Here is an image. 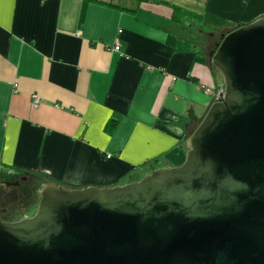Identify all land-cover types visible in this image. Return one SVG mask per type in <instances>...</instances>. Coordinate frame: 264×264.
Returning a JSON list of instances; mask_svg holds the SVG:
<instances>
[{
    "label": "crops",
    "instance_id": "1",
    "mask_svg": "<svg viewBox=\"0 0 264 264\" xmlns=\"http://www.w3.org/2000/svg\"><path fill=\"white\" fill-rule=\"evenodd\" d=\"M261 18L264 0H0V181L112 188L180 166L224 87L213 32Z\"/></svg>",
    "mask_w": 264,
    "mask_h": 264
},
{
    "label": "water",
    "instance_id": "2",
    "mask_svg": "<svg viewBox=\"0 0 264 264\" xmlns=\"http://www.w3.org/2000/svg\"><path fill=\"white\" fill-rule=\"evenodd\" d=\"M210 62L223 98L181 166L112 188L43 182L32 216L0 208V264H264V18L223 34Z\"/></svg>",
    "mask_w": 264,
    "mask_h": 264
},
{
    "label": "flooded vegetation",
    "instance_id": "3",
    "mask_svg": "<svg viewBox=\"0 0 264 264\" xmlns=\"http://www.w3.org/2000/svg\"><path fill=\"white\" fill-rule=\"evenodd\" d=\"M36 180V176L23 174L17 176L12 181H0V208H6L8 210V212L1 217L2 221L14 222L10 220V218L13 217L11 215L18 216L24 211L26 202L32 201V198L35 200L37 199V196H35L37 187ZM37 203H34V210L31 216L34 214Z\"/></svg>",
    "mask_w": 264,
    "mask_h": 264
},
{
    "label": "trees",
    "instance_id": "4",
    "mask_svg": "<svg viewBox=\"0 0 264 264\" xmlns=\"http://www.w3.org/2000/svg\"><path fill=\"white\" fill-rule=\"evenodd\" d=\"M134 1H138V2H140V1H142V0H134ZM216 49V48H215ZM214 48H213V50L212 51H214L215 50ZM215 68V67H214ZM216 69V68H215ZM216 72L217 73H219V75L222 77V79H223V76H222V73L218 70V69H216ZM223 81H224V79H223ZM36 183H37V187H36V191H35V196H37V199L35 200V199H33L32 198V201L30 200V201H28V202H26L25 203V205H24V211H22V213L21 214H19L18 216L17 215H11V216H13V217H11L10 218V220L12 221H16V220H19V219H22V218H24V217H27V216H29V213L31 214L32 213V211L34 210V203H37L38 202V199H39V189H40V187H41V185L43 184V182H45L43 179H41V178H37L36 177ZM15 213V212H14Z\"/></svg>",
    "mask_w": 264,
    "mask_h": 264
},
{
    "label": "built area",
    "instance_id": "5",
    "mask_svg": "<svg viewBox=\"0 0 264 264\" xmlns=\"http://www.w3.org/2000/svg\"><path fill=\"white\" fill-rule=\"evenodd\" d=\"M119 50H120V47L119 46H116L115 47V51H119ZM205 91L208 94H211L214 97V102H218V101L222 100V98H223L224 87L221 88L218 91H212L211 89H205ZM220 94H222V96ZM40 104H41V99L38 96L34 95L32 97V106L33 107H38Z\"/></svg>",
    "mask_w": 264,
    "mask_h": 264
},
{
    "label": "rangeland",
    "instance_id": "6",
    "mask_svg": "<svg viewBox=\"0 0 264 264\" xmlns=\"http://www.w3.org/2000/svg\"><path fill=\"white\" fill-rule=\"evenodd\" d=\"M223 32H224V31H220L219 33H217V32H213V33L216 34V37H215L214 39H212V42H213L212 44L214 45V49L216 48V45L220 42L222 35L225 34V33H227V32H224V33H223ZM209 39H210V38H209ZM186 157H187V156H186ZM185 160H186V158H185ZM184 162H185V161H184ZM184 162H183V163H184ZM183 163H182V164H183ZM182 164H181V165H182ZM181 165H180V166H181ZM177 167H179V166H177ZM174 168H176V167H174ZM151 173H152V172H151ZM138 175H140V176L138 177V178L140 179V181H141L144 177L147 176V175H146V176H143V173H141V172L138 173ZM148 175H149V174H148ZM67 188H68V187H67ZM69 189H71V188H69ZM29 216H31L30 213H29Z\"/></svg>",
    "mask_w": 264,
    "mask_h": 264
}]
</instances>
